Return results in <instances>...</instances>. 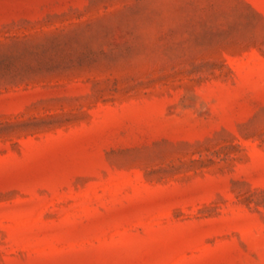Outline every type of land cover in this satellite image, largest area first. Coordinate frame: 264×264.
<instances>
[{"label": "rangeland", "instance_id": "374dc122", "mask_svg": "<svg viewBox=\"0 0 264 264\" xmlns=\"http://www.w3.org/2000/svg\"><path fill=\"white\" fill-rule=\"evenodd\" d=\"M0 264H264V0H0Z\"/></svg>", "mask_w": 264, "mask_h": 264}]
</instances>
